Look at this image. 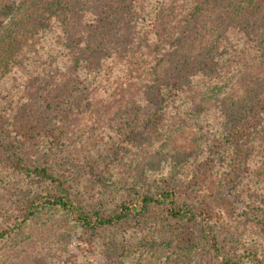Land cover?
I'll return each instance as SVG.
<instances>
[{"label":"trees","instance_id":"trees-1","mask_svg":"<svg viewBox=\"0 0 264 264\" xmlns=\"http://www.w3.org/2000/svg\"><path fill=\"white\" fill-rule=\"evenodd\" d=\"M95 11L106 15L96 18ZM214 20L217 27H221L212 29V25L207 28V23ZM230 23L245 44L251 39L258 43L259 55L261 60L264 59V0H0V163L22 174L34 183L35 188L42 183L51 187L38 197L26 201L19 199L16 207L5 208L10 214L13 209V214L2 217L15 218L13 222H0V251L20 228L18 225L30 220L44 205L49 210L68 215L76 237L80 232L94 234L129 219L144 223L145 218H150L155 220V231L164 238L172 231L169 225L194 223L199 217L207 219V208L201 209L198 204L205 200L197 188L203 180L200 176L188 178L187 175L179 181L166 177L150 189L129 185L125 196L111 211L87 209L76 201L68 179L57 175L47 159L27 164L21 147L31 134L44 127L52 130L61 121H75L69 118L72 115L70 110L80 101V96L77 98L75 94L79 95L77 91H82L80 95L87 92L91 75L106 76L109 73L106 67L116 74L110 72L111 84L121 80L119 85L124 83L129 88L127 95H113L110 99L129 100L135 114L140 112L143 126L138 127V133L164 115L172 103L178 102L186 109L196 97L195 110L189 112L192 116L190 124L201 129V120L195 117L203 114L202 78L208 73L217 74L216 67L225 64L226 53L222 44L228 39L226 28ZM145 26L148 34L152 30V34L169 39L155 48L158 50H153V59L148 57L149 51H142L148 48L146 44L141 49L134 45L136 36L141 38L140 44L143 43ZM46 31L51 34L47 50L43 43L39 46L38 40ZM40 47L44 49L41 54L45 55L52 54L54 47L58 48L57 58L53 59L50 68L46 69L37 59ZM67 56L74 59L75 68L63 72L60 64ZM134 62L143 70L130 73ZM113 65L119 66L113 69L116 67ZM252 88L253 98L244 99L243 106L228 114L233 119L231 125L222 140L216 136L213 142L214 147L216 143L217 147H222L218 151L221 159L232 152L231 148H239L252 129L264 126V81ZM29 91L35 100L39 97L37 105L41 107L36 116L33 113L37 105L21 112L26 115L24 117L20 111L31 98H28ZM12 108L19 112H14L13 117ZM58 109L64 115L57 113ZM177 116L183 117L184 114L181 112ZM232 172L231 168L228 169L226 178L236 185L241 179ZM203 173L206 180L211 178L212 174ZM197 198L199 201L195 203ZM253 215L252 222L262 224L257 207ZM17 217L20 221L16 223ZM56 229L51 233L55 242L64 234L59 230L57 237ZM208 239L209 250L215 257L214 264H239L238 257L229 251H221L214 234H209ZM146 241L150 242L147 238ZM185 245L180 249L191 259V246ZM127 249L128 246L121 245L118 255H124ZM175 252L172 249L174 255ZM253 257L254 264H264V256Z\"/></svg>","mask_w":264,"mask_h":264},{"label":"rangeland","instance_id":"rangeland-1","mask_svg":"<svg viewBox=\"0 0 264 264\" xmlns=\"http://www.w3.org/2000/svg\"><path fill=\"white\" fill-rule=\"evenodd\" d=\"M95 12L96 18L106 15ZM217 24L215 20L208 22L207 28L212 25V29L216 28ZM145 27L143 43L140 44L141 38L136 36L134 45L141 49L146 44L148 48L142 51H149L148 57L153 59V50H158L155 48L169 39L152 34V30L149 35L148 27ZM226 30L228 39L222 44L226 53L225 64L216 67L217 74L208 73L202 78L203 114L195 117L201 120V129L190 124L192 116L189 112L195 110L196 97L186 108L188 110L178 102L172 103L164 115L138 133V127L143 126L140 112L135 114L129 100L110 99L113 95H127L129 88L124 83L119 85L121 80L111 84L110 72L116 74L106 67L109 70L106 76L91 75L87 92L80 95L82 91H77L79 95L75 94L80 96V101L70 110L72 115L69 117L75 121H61L52 130L44 127L31 134L21 147L27 164L47 159L57 175L68 179L76 201L87 209L111 211L125 196L129 185L150 189L166 177L179 181L187 175L188 178L200 176L203 180L197 188L205 200L199 201L198 197L194 201H199L201 209L207 208V219L199 217L194 223L169 225L172 231L164 238L155 231V220L150 218H145L144 223L129 219L94 234L80 232L76 237L70 217L44 205L30 220L18 225L20 228L0 251V264H214V253L209 250V234L216 236L222 252L229 251L238 257L239 264H254L253 256H264V126L252 129L242 145L231 148L232 152L222 159L218 153L222 147H217V143L216 147L213 145L216 136L222 140L231 125L233 119L228 114L243 106L247 98H253L254 84L263 83L264 59L261 60L257 42L251 39L245 44L231 23ZM50 36L49 31L44 32L38 39L39 46L43 43L47 50ZM57 49L54 47L52 54L45 55L41 54L44 49L39 48L37 59L46 69L57 58ZM139 65L131 63L130 73L143 70ZM113 66L116 69L119 65ZM60 67L63 72L75 68L74 59L64 57ZM28 96L31 98L20 111L22 116L25 114L21 112L39 101V97L35 100L30 91ZM39 107L41 105L34 107L33 115L36 116ZM60 110L57 113L64 115ZM11 111L12 117L14 112L19 113L14 108ZM181 112L184 116H177ZM2 164L0 222H13V216L2 217L13 214V209L10 214L5 208L16 207L19 199L26 201L38 197L51 187L42 183L36 189L29 179ZM230 168L241 179L236 185L226 178V171ZM203 172L212 174L211 178L206 180ZM38 200L43 201L42 198ZM256 207L260 210L262 224L252 222ZM19 221L20 217H17L16 223ZM57 227L64 234L55 242L51 233ZM59 230L56 229L57 237ZM166 241L170 244L167 245ZM185 244L191 246V259L180 249ZM121 245L128 246L122 256L118 255ZM46 248L50 249L45 251ZM172 249L176 251L175 255ZM183 256L186 258L182 259ZM174 257L178 260L174 261Z\"/></svg>","mask_w":264,"mask_h":264}]
</instances>
